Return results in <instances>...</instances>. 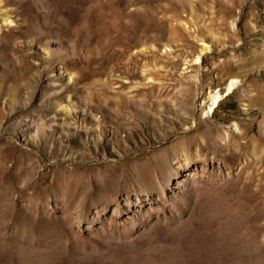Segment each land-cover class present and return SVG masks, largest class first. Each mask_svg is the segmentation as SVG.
<instances>
[{
    "label": "rangeland",
    "instance_id": "obj_1",
    "mask_svg": "<svg viewBox=\"0 0 264 264\" xmlns=\"http://www.w3.org/2000/svg\"><path fill=\"white\" fill-rule=\"evenodd\" d=\"M0 264H264V0H0Z\"/></svg>",
    "mask_w": 264,
    "mask_h": 264
},
{
    "label": "bare ground",
    "instance_id": "obj_2",
    "mask_svg": "<svg viewBox=\"0 0 264 264\" xmlns=\"http://www.w3.org/2000/svg\"><path fill=\"white\" fill-rule=\"evenodd\" d=\"M200 50H201V55H199V56H197L195 58V63H198V64L203 62L202 58L204 57L205 54H207L210 51V47L206 43H202ZM48 53H49V51H48ZM239 84H240V79H238L237 77L236 78H231V79H229L227 81V83L225 85L226 89L223 92L219 91V89L218 90L216 89L213 93H211L210 96H209V103L206 104L204 102L206 104V112H205V114L208 115V116L213 114L215 109H216V107L219 105L220 101L226 95H228L229 93L235 91L239 87ZM262 96H263V93L260 92L259 98L262 97ZM204 105L202 104V106H200V107L205 108Z\"/></svg>",
    "mask_w": 264,
    "mask_h": 264
}]
</instances>
